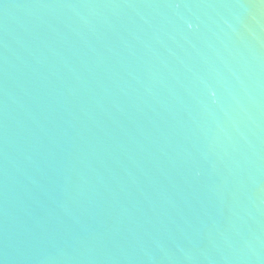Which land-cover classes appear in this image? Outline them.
<instances>
[{
	"label": "water",
	"instance_id": "obj_1",
	"mask_svg": "<svg viewBox=\"0 0 264 264\" xmlns=\"http://www.w3.org/2000/svg\"><path fill=\"white\" fill-rule=\"evenodd\" d=\"M0 264H264V0H0Z\"/></svg>",
	"mask_w": 264,
	"mask_h": 264
}]
</instances>
